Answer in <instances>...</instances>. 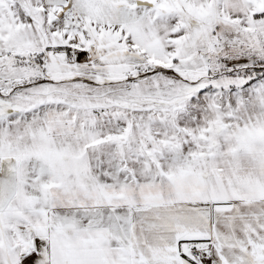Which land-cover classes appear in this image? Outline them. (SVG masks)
<instances>
[{
  "label": "rangeland",
  "instance_id": "1",
  "mask_svg": "<svg viewBox=\"0 0 264 264\" xmlns=\"http://www.w3.org/2000/svg\"><path fill=\"white\" fill-rule=\"evenodd\" d=\"M8 1L0 157L28 203L264 194V3L164 0L103 24L63 0Z\"/></svg>",
  "mask_w": 264,
  "mask_h": 264
},
{
  "label": "crops",
  "instance_id": "2",
  "mask_svg": "<svg viewBox=\"0 0 264 264\" xmlns=\"http://www.w3.org/2000/svg\"><path fill=\"white\" fill-rule=\"evenodd\" d=\"M163 2L63 0L103 24L133 21ZM16 171L14 158L0 157V264H264V194L40 207L22 195ZM187 241L209 245L210 256L192 257Z\"/></svg>",
  "mask_w": 264,
  "mask_h": 264
},
{
  "label": "built area",
  "instance_id": "3",
  "mask_svg": "<svg viewBox=\"0 0 264 264\" xmlns=\"http://www.w3.org/2000/svg\"><path fill=\"white\" fill-rule=\"evenodd\" d=\"M80 53H82V49L80 48L74 49L73 52L74 55L77 56ZM186 246L188 247L190 255L192 257H196V258L200 257L202 253H206V255L210 256L211 247L209 245L200 246L196 241H187Z\"/></svg>",
  "mask_w": 264,
  "mask_h": 264
}]
</instances>
